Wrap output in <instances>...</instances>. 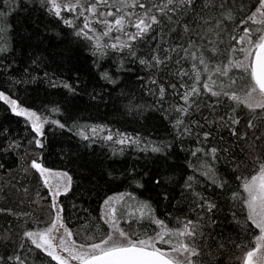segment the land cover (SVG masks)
Listing matches in <instances>:
<instances>
[{"label": "trees", "instance_id": "obj_1", "mask_svg": "<svg viewBox=\"0 0 264 264\" xmlns=\"http://www.w3.org/2000/svg\"><path fill=\"white\" fill-rule=\"evenodd\" d=\"M230 2L238 12L242 4L251 8L255 0ZM0 12L5 13L0 17V27H5L0 42L8 47L6 53H0V91L42 118L65 125L60 128L46 123L43 135L37 136L30 121L13 114L0 100V209L4 210L0 211V264H16L9 259L16 255L25 264L49 259L39 250L30 252L33 246L23 238L24 231L43 228L50 220L49 190L30 168L34 159L53 174L67 172L72 177L69 191L58 199L74 239L102 237L108 231L101 219L103 202L108 196L130 193L134 199L125 195L114 203L119 226L124 230L155 235L156 225L148 218L139 219L136 211L141 202H146L152 214L169 227H179L178 222L187 220L199 225L200 255L193 258L197 264H241L238 257L243 251L236 244L250 243L252 233L248 231L246 211H241L232 197L240 184L236 177L251 170L252 156L264 155V115L240 106L235 112L240 122L231 125L227 117L235 105L227 98L216 103L218 98L201 88L200 96L189 97L192 106L182 117L183 125L174 127L180 115L175 108L184 105L181 96L194 82L193 61L180 50L189 40L182 24L165 19L146 40L136 43L137 56L146 61L151 62L153 55L168 57L164 64L153 67L126 52L93 56L90 42L49 15L41 0H0ZM187 19L180 17L181 21ZM239 19L236 15L237 22ZM226 23L231 26V22ZM226 56L221 60L226 62ZM181 70L189 75H178ZM102 72L109 73L116 83L101 79ZM205 79L207 75L202 72L201 80ZM52 82H67L76 93L51 87ZM161 87L165 89L163 98ZM53 108L59 111L53 112ZM249 120L255 124L253 129L248 127ZM96 126L104 130L93 133L91 129ZM185 127L191 133H185ZM80 132L88 139H83ZM205 132L210 134L206 140ZM109 133L114 139L117 133L139 138V144L104 140ZM35 139L41 140L42 147H37ZM153 146L162 151L152 152ZM198 148L203 151L193 156ZM211 148L218 150L214 170L223 188L198 170L202 161L211 162V154L204 155ZM189 176L193 177L190 188L186 186ZM47 177L49 180L51 175ZM157 179L160 184L154 182ZM204 200L215 208L208 211L206 205L201 207ZM25 213L28 215H22ZM128 213H135V217Z\"/></svg>", "mask_w": 264, "mask_h": 264}, {"label": "snow or ice", "instance_id": "obj_2", "mask_svg": "<svg viewBox=\"0 0 264 264\" xmlns=\"http://www.w3.org/2000/svg\"><path fill=\"white\" fill-rule=\"evenodd\" d=\"M41 2L49 15L71 28L75 36L90 42L93 56L103 58L109 52L121 55L126 52V55L139 59L141 64L153 67L164 64L168 57L161 59L153 55L151 62L146 61L137 56L136 43L146 40L164 24L165 19L169 23L182 24L189 40L187 47L181 46L180 50L185 53V57H190L193 61L194 82L181 96L184 105L187 106L181 105L175 108L180 115L174 127L183 125L182 117L188 114L192 106L189 97L200 96L202 91L217 97L216 103H221L227 98L235 105L232 113L227 117V123L231 125L240 122L235 115L236 108L240 106L249 112L264 115V0H255L251 8L242 4L238 12L230 0H202V2L200 0H41ZM64 13H68L69 16H65ZM4 15V12H0V17ZM236 15L240 16L238 22ZM183 16L188 19L181 21L180 17ZM78 20H82V23H77ZM226 22H231V26ZM193 24L195 27L192 26ZM97 25L100 26L99 29ZM4 31L5 27H0V41ZM221 46H224L223 49ZM176 50L172 49V51ZM7 51L6 43L0 42V53ZM225 53H227L226 62L221 60ZM233 69L237 71L233 72ZM202 72L207 75V79L203 81ZM178 75L188 76L189 73L181 70ZM101 79L112 84L116 83L107 72L101 73ZM152 83L156 81L153 80ZM50 86L63 87L70 93H76V89L67 82L62 84L52 82ZM172 87L175 88V85ZM180 87L185 88V85L181 84ZM164 92L165 89L161 87V98ZM0 100L10 106L13 114L30 121L32 130L37 136L43 135L44 125L49 122L57 124L60 128L65 127L59 121H49L37 112L22 107L16 99L10 98L2 91H0ZM52 111L58 112L59 109L53 108ZM220 120L224 121L225 117H220ZM248 127L249 129L255 127L252 120H249ZM98 130L103 131V126L91 129L93 133ZM183 130L185 133H191L190 128L185 127ZM231 131L234 136L237 135L234 127ZM79 135L83 139H88L83 132ZM116 135L117 139H114L111 133L103 139L120 145L139 144V138L133 139L123 133ZM203 135L206 140L210 134L205 132ZM35 144L37 147H42L40 139H35ZM151 151L158 153L162 148L153 146ZM202 151V148H198L192 154L196 156L197 152ZM217 151L216 148H211L208 152H204L205 156L211 154L212 160L202 161L198 170L212 184L223 188L224 184L214 170ZM251 164V170L247 175L236 177L240 184L232 198L241 211H246L245 219L250 222L248 231L252 233V240L248 244H236V247L243 251L242 257H238L241 264H264V155L252 156ZM30 168L39 173L50 194L49 222L43 228L23 232V238L33 246L29 251L39 250L49 258L41 264H52V262L55 264H197L193 258L200 255L198 241L202 233L199 231V225L191 220L178 222L179 227H169L165 221L152 214L150 205L141 202L136 209L139 212V219L148 218L156 225L155 235L129 233L119 226L120 217L113 205L115 201L123 200L125 195L134 199L130 193L108 197L103 202L106 211L102 212L101 219L109 226V230L102 237L97 239L95 235H86L83 240L74 239V233L65 224L63 208L58 199L69 191L72 177L67 172L54 174L66 180L61 190V185L53 187L50 184L47 176L53 173L41 163L33 160ZM192 180L193 177L189 176L187 187H191ZM154 182L161 183L159 179ZM137 186L142 185L137 184ZM205 205L208 211L215 208V205L207 200H204L200 206ZM0 211L4 210L0 209ZM9 212L14 214L11 210ZM127 215L135 217V213ZM253 229L258 230V234ZM160 245L168 247L164 248ZM9 259L16 264H25L20 255Z\"/></svg>", "mask_w": 264, "mask_h": 264}, {"label": "rangeland", "instance_id": "obj_3", "mask_svg": "<svg viewBox=\"0 0 264 264\" xmlns=\"http://www.w3.org/2000/svg\"><path fill=\"white\" fill-rule=\"evenodd\" d=\"M111 19V18H110ZM100 27V26H99ZM99 27H97L99 29ZM33 161V160H32ZM39 175V174H38ZM40 177V176H39ZM41 179V177H40ZM50 180V184H54V186H57V185H61V190H62V186L64 185V182H66V180H64L63 178L61 177H58L56 175H51V178L49 179ZM44 186V185H43ZM108 197H117L116 195H111V196H108ZM107 197V198H108ZM106 198V199H107ZM105 199V200H106ZM50 201V199H49ZM114 206V205H113ZM106 211V208L103 206L102 204V208H101V215H102V212ZM108 230H109V226H108ZM61 234H62V230H61ZM257 234H258V230H257Z\"/></svg>", "mask_w": 264, "mask_h": 264}, {"label": "water", "instance_id": "obj_4", "mask_svg": "<svg viewBox=\"0 0 264 264\" xmlns=\"http://www.w3.org/2000/svg\"><path fill=\"white\" fill-rule=\"evenodd\" d=\"M36 160L37 162L41 163L38 159H34ZM39 174V173H38ZM47 175V174H46ZM40 176V175H39ZM48 178V177H47ZM42 182H43V179L41 178ZM44 184V183H43Z\"/></svg>", "mask_w": 264, "mask_h": 264}]
</instances>
